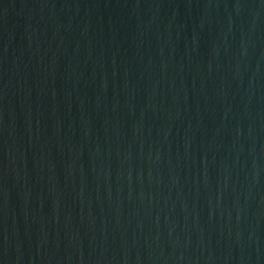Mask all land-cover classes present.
<instances>
[{
    "label": "water",
    "instance_id": "1",
    "mask_svg": "<svg viewBox=\"0 0 264 264\" xmlns=\"http://www.w3.org/2000/svg\"><path fill=\"white\" fill-rule=\"evenodd\" d=\"M0 264H264V0H0Z\"/></svg>",
    "mask_w": 264,
    "mask_h": 264
}]
</instances>
